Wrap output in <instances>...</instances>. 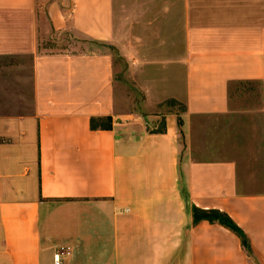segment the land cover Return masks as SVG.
Here are the masks:
<instances>
[{
    "label": "crops",
    "instance_id": "crops-1",
    "mask_svg": "<svg viewBox=\"0 0 264 264\" xmlns=\"http://www.w3.org/2000/svg\"><path fill=\"white\" fill-rule=\"evenodd\" d=\"M133 7L129 38L174 41L145 52L187 120L230 113V87L258 84L261 190L240 187L234 161L193 159L173 115L153 130L120 112L109 53L38 50L51 33L115 46V0H0V57L31 60V111L0 116V264H264V0ZM192 207L227 215L244 241Z\"/></svg>",
    "mask_w": 264,
    "mask_h": 264
},
{
    "label": "rangeland",
    "instance_id": "rangeland-1",
    "mask_svg": "<svg viewBox=\"0 0 264 264\" xmlns=\"http://www.w3.org/2000/svg\"><path fill=\"white\" fill-rule=\"evenodd\" d=\"M141 1L115 0V46L78 43L66 34L51 33L50 37L39 41L38 50L43 53H109L118 84L120 112L145 119L153 130H162L165 116L173 115L178 125L179 140L184 142V151H191L195 160L234 161L240 187L250 193L259 192L262 188V159L258 84L230 87V113L184 118L185 108L179 88H166L162 76L157 73L156 62L149 65V57L153 53L148 57L145 52L159 50L160 42L163 43V51L171 52L174 41L128 37L127 14L141 12L142 8L133 7ZM149 10L146 8L147 12ZM154 59L152 57L151 60ZM160 60L170 63L173 57L162 56ZM30 67L28 56L0 57V116L22 115L31 111Z\"/></svg>",
    "mask_w": 264,
    "mask_h": 264
},
{
    "label": "trees",
    "instance_id": "trees-1",
    "mask_svg": "<svg viewBox=\"0 0 264 264\" xmlns=\"http://www.w3.org/2000/svg\"><path fill=\"white\" fill-rule=\"evenodd\" d=\"M90 127L92 130H109L111 128V120L110 118L91 119ZM191 213L194 223L206 221L210 224H218L230 230L232 233L238 236L242 242L244 241V234L227 215L215 210L206 211L196 207H192Z\"/></svg>",
    "mask_w": 264,
    "mask_h": 264
},
{
    "label": "built area",
    "instance_id": "built-area-1",
    "mask_svg": "<svg viewBox=\"0 0 264 264\" xmlns=\"http://www.w3.org/2000/svg\"><path fill=\"white\" fill-rule=\"evenodd\" d=\"M54 264H61V254L60 253H56L54 255Z\"/></svg>",
    "mask_w": 264,
    "mask_h": 264
}]
</instances>
